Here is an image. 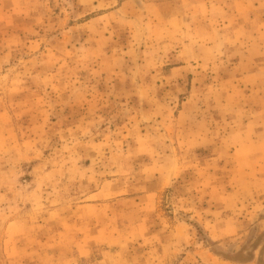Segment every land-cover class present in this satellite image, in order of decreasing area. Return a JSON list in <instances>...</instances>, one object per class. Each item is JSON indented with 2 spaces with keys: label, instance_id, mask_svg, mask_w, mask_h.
I'll return each instance as SVG.
<instances>
[{
  "label": "rangeland",
  "instance_id": "1",
  "mask_svg": "<svg viewBox=\"0 0 264 264\" xmlns=\"http://www.w3.org/2000/svg\"><path fill=\"white\" fill-rule=\"evenodd\" d=\"M0 264H264V0H0Z\"/></svg>",
  "mask_w": 264,
  "mask_h": 264
}]
</instances>
